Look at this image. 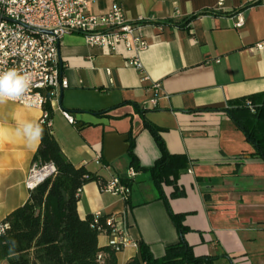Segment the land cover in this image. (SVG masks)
<instances>
[{
    "label": "crops",
    "instance_id": "crops-1",
    "mask_svg": "<svg viewBox=\"0 0 264 264\" xmlns=\"http://www.w3.org/2000/svg\"><path fill=\"white\" fill-rule=\"evenodd\" d=\"M114 2L141 26L145 48L110 50L68 34L59 49L68 86L51 105L50 133L75 167L128 187L124 199L96 181L84 184L78 216H111L124 229L131 243L115 253L116 264L138 256L140 242L160 258L179 241L151 174L133 168L127 154L131 136L138 166L159 157L146 121L170 154L186 158L176 185L161 189L170 210L184 214L182 235L193 254L217 257L214 264H264V159L223 110L233 99L264 100V0H94L89 11ZM40 116L38 107L0 104V222L27 200L24 180L38 146L15 129ZM106 241L99 233L98 247Z\"/></svg>",
    "mask_w": 264,
    "mask_h": 264
},
{
    "label": "trees",
    "instance_id": "trees-1",
    "mask_svg": "<svg viewBox=\"0 0 264 264\" xmlns=\"http://www.w3.org/2000/svg\"><path fill=\"white\" fill-rule=\"evenodd\" d=\"M195 16L197 15L189 17L187 21ZM259 97L260 95H250L229 100L223 110L254 147V155L264 159V100H259ZM46 108L50 117L52 110L49 103ZM39 124L43 128V138L32 161L41 165L52 164L55 173L29 190L27 200L3 219L2 222L7 227L0 235V264H99L101 258L98 259V255L103 253V264H116L115 253L106 246L98 247L97 243V237L101 233L99 226L106 228L105 216H100L98 223H93V215L81 219L76 210L79 191L84 184L96 181L101 185L105 182L84 167H75L69 162L50 129L43 123ZM144 125L159 148V157L149 167L138 166L131 136L128 137L127 154L133 168L146 170L151 174L153 184L180 237L177 243L165 248V253L160 258L153 257L148 246L140 242L139 255L129 259L126 264H214L217 257L193 254L191 246L182 235L185 230L182 224L184 214L173 213L162 194V183L176 185L180 170L186 166V158L170 154L159 135V129L146 121ZM121 182L127 185L123 180Z\"/></svg>",
    "mask_w": 264,
    "mask_h": 264
},
{
    "label": "built area",
    "instance_id": "built-area-1",
    "mask_svg": "<svg viewBox=\"0 0 264 264\" xmlns=\"http://www.w3.org/2000/svg\"><path fill=\"white\" fill-rule=\"evenodd\" d=\"M92 1L0 0V72L15 68L32 77L28 92L10 101L41 109L39 123L49 129L51 123L46 104L49 103L51 109L59 91L68 86L59 55L64 36L79 34L87 45L110 50H116L119 45L126 48L132 45L139 51L146 46L141 26L127 19L120 3L114 2L102 12L91 13ZM242 25L243 19L238 17L235 27ZM249 108L253 111L250 105ZM63 115L72 121L67 112L63 111ZM54 173L52 164L32 161L24 180L25 187L32 190ZM134 174L133 169L128 171L129 177ZM100 189L124 199L128 195L127 185L118 177H111L100 185ZM99 217L100 214H94L93 223H98ZM104 225L106 228L99 226L98 229L106 235V247L112 252L117 253L131 243L114 217H105ZM6 227L7 224L0 222V235ZM100 258L101 254L98 255Z\"/></svg>",
    "mask_w": 264,
    "mask_h": 264
},
{
    "label": "clouds",
    "instance_id": "clouds-1",
    "mask_svg": "<svg viewBox=\"0 0 264 264\" xmlns=\"http://www.w3.org/2000/svg\"><path fill=\"white\" fill-rule=\"evenodd\" d=\"M31 75L21 73L15 68L0 72V104L19 99L28 92L31 86ZM15 134L23 138L29 147L38 145L43 138V128L35 121L18 122ZM4 139V130L0 128V143Z\"/></svg>",
    "mask_w": 264,
    "mask_h": 264
}]
</instances>
